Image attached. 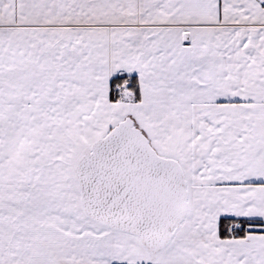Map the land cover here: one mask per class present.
I'll return each mask as SVG.
<instances>
[{"label":"snow or ice","instance_id":"6c2138e0","mask_svg":"<svg viewBox=\"0 0 264 264\" xmlns=\"http://www.w3.org/2000/svg\"><path fill=\"white\" fill-rule=\"evenodd\" d=\"M0 264H264V0H0Z\"/></svg>","mask_w":264,"mask_h":264}]
</instances>
